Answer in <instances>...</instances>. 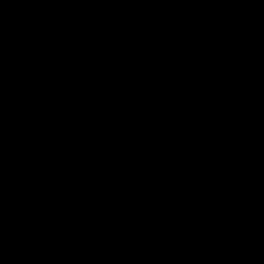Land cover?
Segmentation results:
<instances>
[{
    "label": "water",
    "instance_id": "water-1",
    "mask_svg": "<svg viewBox=\"0 0 264 264\" xmlns=\"http://www.w3.org/2000/svg\"><path fill=\"white\" fill-rule=\"evenodd\" d=\"M0 264H264V0H0Z\"/></svg>",
    "mask_w": 264,
    "mask_h": 264
}]
</instances>
